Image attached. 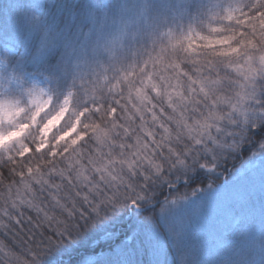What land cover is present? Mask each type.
Returning <instances> with one entry per match:
<instances>
[{"label":"snow or ice","instance_id":"snow-or-ice-1","mask_svg":"<svg viewBox=\"0 0 264 264\" xmlns=\"http://www.w3.org/2000/svg\"><path fill=\"white\" fill-rule=\"evenodd\" d=\"M39 7L13 6L10 27L40 34L16 67L67 73L87 41L79 10L53 31ZM114 14L132 17L109 49L114 67L128 64L112 97L120 115L95 97L74 102L73 91L61 102L35 83L23 118L19 101L0 99V167L18 177L0 194V229L29 257L0 247V264H49L54 254L52 264H264V170L196 186L203 174L223 177L230 160L264 159V0H137ZM206 22V33L193 27ZM173 31L182 38L165 45ZM123 39L151 47L129 63L118 59ZM228 188L211 211L206 197Z\"/></svg>","mask_w":264,"mask_h":264},{"label":"trees","instance_id":"trees-1","mask_svg":"<svg viewBox=\"0 0 264 264\" xmlns=\"http://www.w3.org/2000/svg\"><path fill=\"white\" fill-rule=\"evenodd\" d=\"M42 1V13H37L36 15L41 18V20H49L48 23L53 24L57 20L61 21L64 19V14L62 10L67 9L70 4H72V0H41ZM94 6L101 7L105 3L109 2L113 6L119 3L120 0H92ZM225 3L230 2V0H224ZM31 5V0H0V57L5 62V68L0 75V83L2 86L3 94H8L9 96H14L18 94V90L20 86L15 84H9V80L13 74L20 75L23 77L24 89L28 88L29 78L32 76H38L42 79L48 81V86L50 87L54 99L59 96L62 102V99L67 95L69 91H73L76 94L74 102H81V96L83 100L87 101L91 106V101L93 97H95L99 102L105 103V106L114 104L112 97L119 99V94L116 92L114 85L118 80H120L128 70V64L117 65L114 67L116 61L113 59V56L107 55L104 59H102L99 63H97L96 71L94 72H73L72 66L67 71V73L59 72V73H44L42 75H34L35 68L32 65H29V71L23 72L16 67V61L21 57L26 55L29 51L35 52V50L39 46V38L40 34L35 33L31 34L29 30H14L10 27V18L14 12L13 6L16 7H24L27 8ZM62 13V14H61ZM49 17V18H48ZM185 24L187 21H184ZM205 25L193 24V27L196 28L197 31H200L203 28L204 32H207ZM213 26H216V22H213ZM183 36L182 32L173 31V35L164 39V44L170 46L171 43H175L177 40L181 39ZM136 41V42H135ZM134 43L125 51H121L118 54L119 60H127V62L131 63L133 59H135L138 55V50L142 48H150L151 40L150 39H137ZM200 43L199 41L196 42ZM10 45L14 46L18 49L17 53L6 52L4 46ZM3 51L6 52L7 56H4ZM159 48H157V52ZM147 57L145 56L144 59ZM9 89L6 91L5 89ZM111 88V91H109ZM121 88H125L124 85H121ZM124 95H127V91H124ZM101 96L103 99L101 100ZM121 103H126L125 100H121ZM117 107V115H120V108ZM130 107V106H129ZM63 124V123H62ZM62 126V125H61ZM250 154L246 153L243 157V160H249ZM242 163V160L237 159L235 161H229L227 164L228 171H224L223 169H219V171L223 172V177L217 178L216 175L207 173L203 174L200 177V180L197 181L196 186H205L207 183H212L213 188H219L222 182H224V177L230 174L231 171L239 166L238 164ZM237 165V166H236ZM11 167V165L9 166ZM261 168L264 169V161L262 163ZM13 180H18V177L12 176L7 167H0V194L5 192L6 186L11 184ZM191 189H181V193L189 192ZM167 194V190L165 189L161 193V199L164 195ZM26 214L34 215L31 212H26ZM152 215L151 212H145L144 216ZM144 216L141 219H144ZM0 247H4L5 250H11L15 252L17 256L21 258V260L29 259L27 254L24 252V245L20 243V241L13 235L12 232H5L4 229H0ZM3 254L0 253V256ZM59 254H54V256L49 261V264H52V260L56 259V256Z\"/></svg>","mask_w":264,"mask_h":264},{"label":"rangeland","instance_id":"rangeland-1","mask_svg":"<svg viewBox=\"0 0 264 264\" xmlns=\"http://www.w3.org/2000/svg\"><path fill=\"white\" fill-rule=\"evenodd\" d=\"M72 4L65 9L62 10L64 17L68 14L69 10L72 8H77L79 10V21H80V29L84 36H87V41L85 42L83 39L78 41V44H83V54L75 53L73 54L71 58V66L73 72H94L97 68V63H99L102 59H104L107 55L112 56L109 49L111 48V41L113 39H116L122 30V27L129 19H132V17H124L121 18L117 15H115V9L118 6H128L132 7L137 3V0H120L119 3H117L115 6H113L111 3L107 2L101 7L94 6L92 0H72ZM39 4L40 7L37 9V13H42V1L41 0H31V4ZM62 14V13H61ZM109 16V20L107 23H103V17ZM49 18V17H48ZM77 19V17H74V20ZM95 19L96 23H93V20ZM45 25H48L51 27L53 31H59L62 27V21L57 20L56 22H53V24L48 23L49 20H42ZM185 23V22H184ZM168 38V37H167ZM166 38V39H167ZM137 40V39H135ZM133 39H123L120 41V45L118 47V54L121 51L127 50L133 43ZM136 42V41H135ZM7 49H12V53H17L18 49L14 46L5 45L4 46ZM0 65H3V67H0V75L2 71L5 68V62L0 57ZM28 88L32 86L33 83L37 85L38 88L44 89V91L47 93L48 96L53 97L52 91L50 87L48 86V81L45 79H42L38 76H32L29 78V82H27ZM8 91L9 89H5ZM18 94H15L14 96H9L8 94H3L2 92V86L0 83V99H7V98H14L16 100H20L22 103L28 105L29 104V98L25 94L26 89L24 87H19ZM14 102L12 99H8ZM30 106V105H29ZM63 122H61L62 125ZM55 131V129H54ZM250 160V159H249ZM246 160V161H249ZM251 160L248 165H245L242 163L238 164L236 169L230 172L227 176V180L224 179V182H222L221 186L227 183L232 182H239L242 179L251 176L252 174L259 175L263 168H261L262 163L264 159L260 157L259 152H257V155L255 157H251ZM245 161V160H243ZM219 188H213L214 190L220 189ZM232 189H224L220 190L218 192L211 193L208 197H206V201L208 202L209 208L211 211H215L220 206H222L223 202L228 199L232 195Z\"/></svg>","mask_w":264,"mask_h":264},{"label":"clouds","instance_id":"clouds-1","mask_svg":"<svg viewBox=\"0 0 264 264\" xmlns=\"http://www.w3.org/2000/svg\"><path fill=\"white\" fill-rule=\"evenodd\" d=\"M3 54H4V56H7L5 51H3ZM7 99H12V100H14V102L15 101H19L20 107H22V108L25 109V112H24V114H22V117L21 118H23L24 116H26L28 114V112L31 110V108L33 107L30 99H29V104L28 105L22 103L20 100L14 99V98H7Z\"/></svg>","mask_w":264,"mask_h":264}]
</instances>
